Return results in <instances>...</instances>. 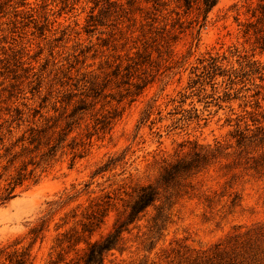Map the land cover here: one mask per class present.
I'll return each mask as SVG.
<instances>
[{"label":"rangeland","instance_id":"374dc122","mask_svg":"<svg viewBox=\"0 0 264 264\" xmlns=\"http://www.w3.org/2000/svg\"><path fill=\"white\" fill-rule=\"evenodd\" d=\"M161 3L152 14L154 0H0V264L26 249L27 264L74 255L67 240L83 235L96 202L112 198L92 239L150 183L157 199L106 264H264V0H219L202 27L195 12L176 14L178 0ZM154 17L168 42L149 38ZM210 55L223 75L202 73ZM115 114L111 130H97L96 118ZM56 122L73 131L41 161L45 148L23 135ZM88 141L74 159L68 143ZM196 144L219 150L160 183ZM22 168L35 175L2 203Z\"/></svg>","mask_w":264,"mask_h":264},{"label":"trees","instance_id":"16d2710c","mask_svg":"<svg viewBox=\"0 0 264 264\" xmlns=\"http://www.w3.org/2000/svg\"><path fill=\"white\" fill-rule=\"evenodd\" d=\"M178 2L179 11H177L176 14H180L181 10L184 14L195 12L197 16L193 21L197 26L202 27L207 21L209 13L217 5L219 0H178ZM161 4V0H154L155 12H152V14H157V12H159V6H161ZM156 19L157 17H154L149 24L151 25L148 31L151 32L149 38H154V41L160 38V41H163L164 39L165 42H168L165 38L167 35L164 36L165 31H163L162 34V31L152 30ZM192 23L193 22H191V24ZM202 60L205 61V59ZM207 61L208 62L203 65V74H208L212 77H215L218 74H224V70H222V64L219 63L218 57L210 55ZM136 64L139 65L141 63L136 62L134 65ZM134 65L131 64L129 67ZM146 84L147 83L144 85L137 84L136 87L137 89H140L145 87ZM91 89L94 91V85ZM96 89L94 91L96 92L95 96H99L101 93H99ZM84 108L85 107L78 106L74 108L72 114L76 113L78 109ZM116 116L117 114L113 116L103 115L96 118L97 122L95 127L98 131L106 132L107 129L111 130V123ZM97 130L96 132H98ZM29 131V136L26 137L23 135L22 141H27L30 145H34L35 151L45 148L44 152L41 154V161L45 159V161L48 162V160L56 156L60 148L64 147L62 143L65 142L69 134L73 131V128L65 131V128L61 129L59 122H56L55 124H51L47 127H31ZM73 140H75V138ZM241 141L242 136L238 139V144H240ZM68 146L75 151V159L76 157H83L86 155L90 146V142H84L79 146L78 143L73 144V142H70L68 143ZM218 150V147L213 148L210 145L205 146L196 144L195 148L183 154L182 156L180 155L175 162L168 164L164 168L159 178L161 181L160 183L169 184L183 174H189L199 170L216 156ZM112 163H114V158H112L110 163H108L106 166L101 167L100 171H106L109 165ZM24 169L25 168H22V170L18 172L17 176L13 178L12 181H10L6 188L8 192L2 198L4 199L2 203H5L6 199H8L10 196L15 195L14 192L17 186L23 184L25 180L32 179L35 175V168L30 169L28 172H25ZM158 194V186L154 185L153 183L143 185L140 188L136 199L131 204L130 212L126 218L123 220H118L113 230L108 234L102 235L97 239H92L94 231L99 228L104 221L107 210L111 206L112 198L110 195H107L106 197L108 199L105 202H102L101 200L96 202L94 204L95 208H93L88 216V223H86L83 227V235L74 233L71 234L67 240L69 243L68 247L71 248L70 250L75 251L74 255L70 257H60L58 260L54 261V264H58L60 262H63L64 264H106L107 253L119 247L122 233L126 229V226L133 222L141 212L151 205L157 199ZM43 229L44 225H41V227L35 226L29 231V233L32 235L31 244H33L39 238V236H41ZM81 242H84L85 244L83 247L79 246ZM29 256V249H26L21 252L14 251L13 253H9L7 259H9V261L14 264H27L29 261Z\"/></svg>","mask_w":264,"mask_h":264}]
</instances>
